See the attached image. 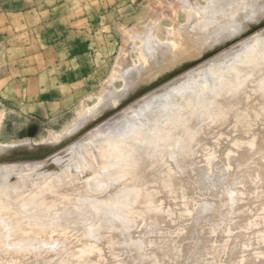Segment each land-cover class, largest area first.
I'll use <instances>...</instances> for the list:
<instances>
[{
  "label": "rangeland",
  "instance_id": "rangeland-1",
  "mask_svg": "<svg viewBox=\"0 0 264 264\" xmlns=\"http://www.w3.org/2000/svg\"><path fill=\"white\" fill-rule=\"evenodd\" d=\"M164 1L166 2L165 5H164L165 3ZM175 1H178V0H175ZM198 1L200 3L201 9H203L205 5L206 6L208 5L207 2L204 0H198ZM159 6L166 9L167 11H168V8L169 10H172V9H175L176 7V6H173L172 8L171 7L172 4H170L168 7V0H0V150L1 148L4 149L3 146H5L6 150H9V149L11 150L12 146L10 145L13 140L15 141L24 140L26 138L36 139L37 140L36 144L37 145L40 144L39 146L35 144L34 148L32 149L33 152H30L32 154L29 153L30 155L29 154L24 155V156L22 155L24 159H22L21 155H18V157H20L21 159L16 158L17 153L15 151L11 150L9 151L10 153L6 151L7 154H5L4 153L5 149L4 151L2 149L0 152L1 153L3 152L2 155L4 154L5 156L0 155L1 156L0 158H2L0 159V169H1L0 172L5 171V173H7L6 167H4L5 165L6 166L8 165V167L12 165V167L14 168L19 164L21 165L23 164L24 166L20 165L21 168L20 166L19 167L17 166L19 169L16 167L18 170L23 169L20 171L17 170V173L18 172L21 173V171L23 172L25 169L23 167L27 168V167L33 166L30 164L31 163L34 164L33 161H35L37 165L34 164V166L40 165L38 163H41V167L43 165H46V166H43V168L45 167V168L50 169L51 171L46 169L49 171V173L51 172L53 173L54 171H57V172L61 171L64 173L65 170H64L63 162L66 161L65 156L67 157L69 156L67 147L69 148L70 146L74 144L71 149L72 150L74 149L73 151L77 150L76 152L80 153V157L84 156L83 153L81 156V152H83V149H84V141L86 139L85 134L89 133L90 139L92 140L95 137V135H93L95 131L91 132L92 130H94L92 129V127L93 128H97V126L100 127L105 122H107V124L109 125L110 124L109 121L112 122L110 118H117L119 116H122L119 118H123V116L126 117L125 115H127L128 113V111L126 110H130L131 107L133 108V106L138 101L144 99L145 97H148L149 95L155 92L158 93L159 89H162L168 84L170 85L171 83L174 84V82H176L174 85H177L182 80L184 82V79H187L186 77H189L188 75H191V74L194 75L196 79L194 78V76H193L194 79H192V77L190 76L191 80H194V81L196 80L198 81V79L199 80L204 79L205 69L207 68L210 70L211 65H212V68L216 67V63L220 60V58L221 59L225 58L224 59L225 64L228 65L229 58L227 59L226 57H230L229 55H232L229 53L231 49L237 47V49L240 50L241 48L238 47L239 45H243L248 40L253 39L257 35H262V34L264 35V17H263L264 15H263L260 19L261 21L258 24L256 23L254 26H250L251 30L249 28L247 30L248 33L244 37L238 38L236 39V41L234 40L232 44H228L223 47L220 46L221 48L216 50L213 53H209L203 56L201 55V57L197 58L194 61H191L192 63H187V64L185 63L184 66L182 65L178 69L174 70V72H170V74L167 73L166 74L167 76L166 75L163 77H158L159 75L156 77L154 76V79L151 78L152 81L150 82L147 78L146 79L143 78L144 84L143 85L139 84L140 87L138 86L140 91L137 88V90H135L137 92H132L134 95H132V93L128 94L129 96L131 95L130 98L125 94L124 97L127 96L129 98V99L127 98L128 101L124 100L126 98L124 99L122 98L124 101L119 98L121 102L123 101L124 103L122 102L119 104L118 98H117L118 100L116 98H115L116 100L112 99V102L114 103L117 101L116 102L118 103L117 106L118 105L119 106L116 107V104L114 103L115 105L113 106L116 107V109L112 105L110 109L109 108L110 103L109 105L107 104L106 109L104 108L101 110L102 112H99V113H102L104 116H98L99 113H96L97 120L95 119L94 121L91 117L94 116L95 118L96 110L99 111L98 109H100L99 107L103 101L102 100L103 94H104L103 92L108 90L107 88H109L111 84H113L111 86L112 89L115 88V90H118L116 91V93L121 91L125 87L124 78L121 76H119V79H115L113 80V82H111V77L117 74V72L119 71L117 67L121 66V64L125 62H128L130 64L134 63V65L136 64L140 65V62H139L140 57H141V61H143V63L141 62L142 64H144V62L146 61V58L149 59V61L146 63L147 64L151 63V61H154L153 60V58L155 57L154 54H156L157 53L156 51H158L156 48L158 49L160 47L168 48L167 46L170 45L169 41L172 40L173 38L171 39L169 35H171V32L176 31V29L173 30L171 28L170 30L172 31L170 32V34H169V31H170L169 30L168 35H165L166 31L170 28V26L172 27V25L175 24L173 27L176 28L177 26V30H179L178 25L182 23L185 24L187 19L189 20V18L192 17V16L189 17L190 13L187 11H184L185 9L182 10V8L178 9L176 7L178 9V10L176 9L177 11L176 15L173 14L174 16L171 15L170 17L168 16L166 17L163 14L160 17L162 19L158 18L159 20H156L155 18L154 20H152V22L155 21L154 23L159 22L158 23L159 29H158V34H157L158 39H156L154 42L156 43L157 41L161 39L162 40L164 39V40H163V45L161 43L162 42L161 40L160 43L159 42L156 43V45L158 46H154L155 43L153 42V40L150 39L154 43V45L153 43H147V45H151L149 46L148 49H150L151 47H156V48H153V50L151 48L152 53L151 51L147 52L145 50H147L148 46L146 47L145 42L142 41L143 36L141 37V35H143V32L141 30V27L144 24H146L148 21H150L151 17L153 19L154 10L157 9ZM175 20L177 21L176 23H175ZM178 32L176 31V33L174 32V34L178 35ZM134 33L138 35V38L140 34L141 41H140V38L138 39L137 37H135L136 35H133ZM128 36L132 37V40L137 38V41L135 39L136 45L135 43H133L134 41L132 42L130 40V37ZM165 38L167 40H165ZM166 43H167V46H164L166 45ZM137 45H138V48L136 47ZM140 45H142L140 47L142 49L139 48ZM215 45L217 46V44ZM143 47H146V48H143ZM154 49L156 51H154ZM141 50L142 52L145 51L144 53H146L147 55L143 54V56H141L142 55L140 54ZM134 51L135 53H132ZM149 53H151V56ZM225 53L227 55L222 56ZM145 55L147 56L146 58H144ZM123 56L126 58H124ZM142 57L145 60L144 59L142 60ZM254 66L255 65H252V67H246V68L240 66L239 70L236 69L234 66H232L231 67L232 70L230 68L229 69L222 68L215 72H214L215 70L214 68L213 70L214 74L209 81L210 85L207 90L208 93L204 91L202 94L201 91H198V89L202 87L198 86V89L194 87L195 89L193 91L197 90V92L195 93L193 92V94H190L192 99L189 97V100L186 101L185 105L182 104L183 109L180 110L181 107L177 109L179 105L178 104H177L178 106L176 105L177 103V99H176L177 97H176L175 98L176 102L174 99L172 100L173 102H175V104H173L172 101H171V104L172 106L176 105L177 108H175L176 106H173V108L168 113H165V111L161 112L159 114L160 117L158 116V122H152L151 124H149L150 127H152V125L154 124L153 125L154 129L152 131L154 130L157 131V128H159V131L156 135L157 142L154 145L155 150L152 154L150 153V155H148L149 160H150L149 162L157 163L160 161L162 163V160H159L161 159L160 157H162L161 155L162 151L164 152L165 155L168 154L166 155L168 157L163 158V161L169 158L167 159L169 161V162L167 161V165L172 164L173 162L178 163L180 160L182 161V165H181V161L179 162L180 164L178 165L173 163V165L171 166L173 168V171H172L173 173L167 170V168H169L170 165L169 166L165 165L164 167H161L159 170V174H157L159 176L157 175L156 177L153 176L154 179L149 180L147 184H144L142 186L143 188L145 187L144 189L146 190L145 192H147L148 188H150L151 191L155 189L156 202L160 206V208H163L165 210L164 211L162 209L163 212L161 211L165 215V216H162L164 218L161 217L162 219L159 217H157V219L155 217H152L151 220L154 219V221H151L150 218L147 217L149 213L150 215L151 213L154 215L155 213L159 212L160 208H159V211L158 209L157 210L155 209L154 211L152 209L154 213L152 211H149V212L146 211V213L144 214L147 215L146 216L147 218L144 215L143 217H141L139 216L140 215L139 213H136L138 215V218L132 219L133 217H136L134 215H136L135 212H138V211H135L136 208H138V206L136 203L131 201L132 195H128V196L126 195L131 194L132 191L134 190L132 189V187H126L127 185L125 184L127 183L126 181H124L123 179L119 181L120 180L119 179L118 181L122 182L123 180L124 181L123 183L125 185V187H123L124 185L123 186L121 185L122 186L121 190H117L115 192L112 190L110 191L108 186H111V184L113 183V181H111L109 183H106V185L108 184V186L105 185V188L106 187L107 188L103 190V193L101 191L100 193L93 195L96 198L95 203H99V204L103 203V204H100L101 206H99V208L103 209L104 214H106L105 217H99L103 219H99L98 217H95L96 213H93V212H97L98 211L97 209H94V210L92 209V211H89V213L86 214L87 217L85 216L87 219H85L84 216L81 218L77 217L78 218L77 221L73 220L74 218L71 219L66 214V211L63 212L64 211L63 207L68 208L69 207L68 205H70L71 203H73L72 205H75L74 204L75 198H73L74 196L72 195L76 194L75 195L76 197H78L79 195L77 193V189L75 190V192L73 189L74 185L76 188V184H71L73 185L71 186L73 187L72 189L69 186L70 191L72 190L71 191L72 193L70 192L71 195L70 196L67 195V198L70 201L66 199L60 200V197H61L60 195L62 193L56 194L55 193L56 191L54 192V190L52 189V187H50V184H49V188H46L48 192H42V193H45L43 195H46V193H48L49 198L52 196L56 197L57 195L60 194L58 197H56V199L58 198V202L56 199H52L54 197L50 198L52 199L50 201V204L52 202L54 208L60 204L59 207H61V209L57 207L58 210H61L60 214L58 210L54 209L53 207L51 208L49 207L50 210L49 208L47 210L50 212L48 213V211L47 212L45 211V214L47 213L46 214L47 218L45 216L43 218V216L40 215L36 217L34 216L35 220H31L33 219L31 218L32 215H30L32 210L29 207H27L28 206V203H26L27 201L24 200V202H22L24 213L22 210V206L20 205L21 203H18V202L20 199L27 197V196H29L27 197V199H29L31 196L36 197L35 196L36 194H33L34 193L33 191L35 190L38 193H41V191L45 189V186L47 187L48 183L44 182V185L45 183L46 185L45 186L43 185L40 187L39 184L42 185L43 184L42 181H44L45 179L42 180L41 183H39L40 181L39 182L36 181L37 183H35V185L39 183L38 185H36L37 188L34 186L37 189L36 190L35 188H33L34 182L31 183V180H30L31 184H28L26 183L29 181L28 179H26V181H23L25 178H22L23 177L22 173L21 175H18L19 173L15 174L16 173L15 172L14 174L18 177V178L17 177L15 178L13 174L12 175L14 177L10 175L11 172L10 170H8L10 172L8 175L11 176L9 179L11 180H9L10 182L9 181L7 182L12 183L15 180L17 181V180H20V178H22L23 180L21 179L20 181H22V183L24 184H22L20 181H18V183L16 182L15 183L18 185L20 184L26 185V186H22V188L24 187V189L27 188L26 190L29 189V185L33 184L31 188H33L34 190L30 189L31 191L30 190L26 191L23 189L22 191H19L22 189L21 185H20V188L18 187V185L17 186L15 185L16 188H19V189L18 191H16L17 189H13L12 191L14 190L16 191V192L14 191L15 195H13L14 192L12 194V191H11V194L13 195L14 202L16 201L15 202L16 205L14 204V202H12L13 200L6 198V200L8 201V202L6 201L7 202V204H5L6 206H4V204H0V209L4 207L7 208V206H10L9 205V201H10L12 202L10 204L14 205L17 208L16 210H18L20 213L22 211V213L24 214L28 222L29 220H31L30 221L31 223H34L35 225L40 226L39 217H41L42 218L41 220L43 221V222L41 221V223L42 224L44 223V224L41 225L42 228L40 229V231L42 229H45L46 224H48L47 227L49 226V229L50 227L51 228L54 227L56 228L55 230L57 231L59 228V225L62 226L65 222L67 224H64V227L62 226L63 227L62 230L63 231L65 230V232L67 231L66 233L68 235H66V233H64L63 231L62 233L64 234H62L59 231L60 234L64 235V236H60L62 237L61 239L58 236L59 233L57 234V237H59L61 240L65 241V239H67L66 243L63 241L66 244L65 245L63 242H60L61 241L60 239L54 240L53 237H51V236H55L58 231L55 233V235L51 234L52 232L51 233L49 232L50 234V237H49V235H45V233L48 232L47 227H46V230L42 231L44 234L43 235L40 231L38 232V228L40 227L31 225L29 224L30 222L28 223V226L30 225L29 227L21 228L23 227L24 224H26L24 223V224H20V226L17 225L19 226L18 228L15 226L17 230H15V227L12 228L14 232L12 231V229H10L12 231L11 232L12 234L6 228H5L6 230L3 229L4 226H2L3 228L0 226L1 227L0 228V239H2L0 240V245L2 244L1 241L3 242V244H5V245L2 244L0 247V251H1L0 252V262L1 261L4 262L6 259L5 257H7V260L4 263L9 264L8 262H10V264H14L15 262H12V260L15 259L14 261H17L18 259V261H21L19 257L22 258L23 256V258L26 260H24L23 258L22 259L26 261V263H24V261L22 260L21 261L23 262L22 264H71L72 263L71 259H73L74 257L75 258L73 259V263L75 264H76V261H78L77 262L78 264L82 260H83L81 262L82 264H96V263L97 264H152L154 258L156 257L159 259L161 264H172V263L173 264H190L194 261V259L196 262L195 264H201V263H204V264H226V263L227 264H264V257L261 256L262 255L261 252L264 253V238L262 237L264 236V233H263L264 232V212H263L264 210V206H263L264 205V198H263L264 197V187L263 188L261 187V185L263 186L264 184V173H262L264 172V163H263L264 162L263 160L264 159V115H263L264 113V108H263L264 107V67L259 65V70H258L257 68L253 69L256 67ZM116 69H117V72H116ZM193 72L194 73L196 72V73L194 74ZM248 74L254 75V78L247 77ZM199 77H203V78L200 79ZM237 77L238 78L240 77V79H238ZM120 78H123V79H120ZM145 80H147L148 82ZM141 81L140 83L143 82ZM146 82H147V85L145 86ZM249 84L251 87L249 86ZM202 86H204V84ZM255 86H257V88ZM253 88L255 90H253ZM124 89L127 91L132 90V89H126V88ZM124 89L122 90V92H125ZM232 91L235 94H233ZM198 92H200L201 94L200 93L198 94ZM205 93H206V96H204ZM118 94H121V92ZM222 96L223 97L225 96V98H223ZM199 98H200V101H199ZM179 101L180 100H178V103L180 104ZM107 109H110V110L107 111ZM92 110L93 111L95 110L94 114L92 113L93 112ZM104 110H106L105 113L103 112ZM87 111L90 112L89 118H91V120L89 119L90 122L88 121L89 125L87 124V120H83L84 122L86 121L85 124L84 122L82 123V121L80 120V118L84 116L83 115L84 113L82 112H86L85 116H87V119H88ZM122 112H125L126 114L124 115V113ZM251 112H255V114L252 113L253 114L251 115L252 117H250ZM119 113L122 115H120ZM130 113H133V112H129L128 114ZM91 114H93V116H91ZM116 114H118L119 116ZM115 115L116 117H114ZM100 117H103V119ZM241 117H243L245 122H241V121L238 122V119L236 118H239V120H241L242 119ZM78 119L80 121H78ZM76 122L77 124L78 122H80V124L78 125L79 127H81L82 125L83 132L80 130L79 127H77L78 129H76L77 124L73 127L74 123ZM86 124H87V127L86 128L84 127L85 130H83L84 129L83 126H86ZM243 124L245 125L244 127H243ZM247 124L249 126L248 128H247ZM108 125H106L105 123L106 127L104 125L102 126L105 127L107 130L109 129L110 131L111 130L110 127L107 128ZM102 126L100 127L102 130L100 128L99 129L97 128L101 132L96 130L98 139H96L97 137L94 139L93 142L95 143L97 141H100L99 138L102 137L101 134L105 132L104 130H106V129L103 130ZM238 126L240 128L242 127L243 128L239 129ZM68 129H70V131L73 130V132L74 130H77L76 131L77 133H78V130H80L81 132L79 131V134L77 133L75 134L74 132L72 136L69 133H67V132H70V131H67ZM63 130L64 131L66 130L65 131L66 135L64 134ZM107 130L106 132L109 134V131ZM58 134L59 136L61 134H64L62 135L63 138H59V139H62V140L65 139V142H62L60 140L62 143L58 141L55 143H60V144L58 145L53 144L54 141L56 140V136L59 137ZM91 134L93 135L92 137H91ZM108 134L106 135L108 136ZM83 135H85L84 139H82ZM68 136L69 137L72 136L71 138L73 139L71 138L69 139ZM89 136L88 135L86 136L87 137L86 140L88 141H90V139L88 138ZM133 136L131 137L132 140L135 139V138L133 139ZM134 137H137V136H134ZM49 138L51 141L49 140ZM44 139L49 140L50 142L47 143V141L45 142ZM59 139L57 138V140ZM104 139L105 138L102 137L101 141H103ZM136 139H138V137ZM80 140H82L83 143H80L82 142ZM92 140L90 142H92ZM42 141L45 143L43 144ZM75 141L78 142L80 146H78V144H76L75 146V143H76ZM41 144L43 146H41ZM45 144L47 147L45 146ZM133 144H134L133 147L137 148V144L139 143L138 141L137 142L134 141ZM78 147H80V150L81 149L82 150L79 151ZM51 150L54 151L55 156L57 155V152L59 153L58 158H61V156L62 158L63 157L65 158V161L61 162V165H58L56 163L55 160L57 159H55V157H50L54 155L53 151L51 152ZM60 151H62L61 154H60ZM63 151H64V155L66 151L65 156L63 155ZM34 152L36 153L34 154ZM129 152L131 155L132 151H129ZM158 152H160V154ZM157 153H158V156L161 155L159 158L156 155ZM46 154L48 156L44 158ZM119 155L122 157H126L128 153L123 152V153H120ZM7 156H10L9 159L12 156L13 158L12 161L11 159L9 160ZM152 157H155L156 159L157 158L158 159L157 160L155 158L152 159ZM32 158H34V160ZM53 158L55 160H53ZM19 159L23 163H21ZM27 159L30 161H28ZM36 159L38 162L36 161ZM47 159L48 161L45 162V160ZM171 159L173 162H170ZM9 161L12 162L11 165H10L11 162ZM54 161H55V164L53 163ZM78 161L77 163L79 164L80 161L79 162ZM1 162H3V164ZM4 162L7 164L4 165ZM42 162H43V165H42ZM121 162H125V161L121 160ZM165 162H163V165L165 164ZM26 163L29 165H27ZM78 164L77 166L80 168V164L79 165ZM129 164H130L129 168H134V164H131V163ZM179 165H181V167ZM2 166L4 167L5 170H2L3 168ZM56 166H58L59 169ZM13 168H10L11 171L13 170ZM172 168H169L170 171ZM52 169H54V171ZM55 169H58L59 171ZM95 169H97V167ZM46 170L44 169L45 172ZM98 170H95L96 172L94 171V173L93 172L92 173L99 174L100 171ZM114 170L115 169H112V172H110L111 175L115 173L113 172ZM13 171H16V169L14 168ZM78 171H80V169L77 170V172ZM77 172L75 171V175L73 173L74 178H72L73 175L70 176L72 178L71 180L75 179V177L77 181L79 179L84 180V176L81 174L83 177L81 178L80 176L79 178L78 174L80 173L77 174ZM160 172L164 173V175L161 176L162 173L160 174ZM169 173L170 175L174 174L173 176L171 175L174 178L173 179L171 177L173 181L169 178L170 177V175H168ZM100 176H106V175L102 173V175ZM129 178L131 182L136 181V180H131L133 177L132 178L129 177ZM76 179H75V183H77ZM126 179L129 184L130 182L127 177L125 178V180ZM167 179L170 185H174L171 188L176 187V189L179 190L178 194H176L178 191L176 192L175 189H172L176 192L175 193L173 191L176 195L170 194L171 197H169L168 195L169 192L168 190H166V184H165ZM83 180L82 182H84ZM153 180L154 182H152ZM174 181H179L181 182V184L184 182V184L180 185L179 182H176L175 184ZM256 181L257 182L259 181L258 182L259 184H257ZM171 182H174V183H171ZM176 185L177 186L180 185L181 187L184 186L182 188L183 190L179 189L181 187L180 186L177 187ZM38 186H39V189L41 190L40 192H39ZM64 186L65 188H63ZM142 187L141 189L143 190ZM245 187H246V190H245ZM50 188L52 190V193L54 192L56 195H53L51 193V191L49 190ZM62 188L67 190L66 188H68V185L67 186L63 185ZM46 189L44 191H46ZM86 189L87 188L85 187L84 190ZM150 189L148 191H150ZM140 190H136V192L138 191L140 193ZM142 190H141V193L144 194ZM23 191H26L28 194L26 195V192H23ZM78 191L79 193H81V190H78ZM18 192L21 194H19ZM29 192L32 195L31 194L29 195ZM49 192L51 194H49ZM159 192L160 194H162L161 196H159ZM230 192L232 193L234 192L233 193V196L235 197V202L233 203L234 205L233 204L230 205L228 203V201L230 202V196L232 195ZM261 192L263 194L262 196L259 195V193L261 194ZM38 193L37 195H39ZM86 193H88L89 195H92L90 191L86 190ZM124 193H127V194H124ZM147 193H151V192H147ZM64 194L65 193H63L62 195ZM98 194H100L101 196ZM20 195H22L23 197L21 196L20 198L19 197ZM14 196H17L19 200H17L18 198L17 199L14 198ZM71 196H72V199H71ZM9 197L10 195H8V198ZM260 197L262 198L260 199ZM10 198H12V196ZM98 198H101L102 200L101 199L99 200ZM160 198H161V202L159 201ZM182 199L184 202L181 201ZM53 200L55 201L54 203L57 202L58 204L57 206L56 204L54 206ZM24 204H27V206ZM134 204L137 207L135 206L132 207V205ZM61 205H64V206H61ZM178 205L180 206L178 207ZM217 205L218 207H216ZM212 206L214 207L212 208ZM230 206L232 207V209L229 208ZM20 207H21V210H20ZM26 207H27L28 214L26 213L27 212ZM128 207L130 211H128ZM54 210L61 217L56 215L57 217L54 216V217H51L50 219L52 220L54 218L53 221L55 220L56 222L48 221L49 219L48 215L50 214L51 216L52 215L51 213L55 212ZM61 212L65 214V216L63 215L64 217L68 216L65 218V221L64 220L62 221L63 216L61 215ZM162 213L161 215H163ZM158 214L159 213H157V216ZM28 215H30L31 217ZM37 217L38 219H36ZM139 217L141 218L145 217V218L144 220L141 219L140 221ZM55 218L60 219V220H58L57 222V219ZM243 218L245 220H243ZM44 219H46L45 221L50 222L52 224L50 225V223L44 222ZM90 219L91 220L93 219L92 221L96 222V224L99 223L97 222L99 220H103V221H101L100 224L96 225V224H93L94 222H92ZM96 219H99V220L96 221ZM262 219H263V222H262ZM36 220H39V223ZM85 220H88V222ZM89 221L91 223H89ZM61 222L63 224H61ZM77 222H80V223L77 224ZM69 223H72L73 225L72 224L70 225ZM86 223L90 225L86 226ZM131 223H135V224H131ZM149 223L151 224L149 225ZM57 225H58V228L55 227ZM127 225H130L131 227ZM33 226H34V230L31 229L33 228ZM73 226L74 227L79 226V228L77 227L78 228L77 230L80 232L81 235H79L78 231L77 232L74 231L76 230V228H74V230L72 231L70 230V227L73 228ZM149 226L151 227L149 228ZM213 226L215 228H212ZM26 228L27 229L30 228L32 230V231L28 230L30 234H28L29 232L27 231ZM67 228L68 230H66ZM80 228L82 229L83 233H85L84 231H86L90 236V238L89 236H86L87 238L86 240H84L85 243L87 241L89 242V239L91 241L94 240V242L92 241L91 243L93 244V247H92L93 249L95 248L94 243L96 241L97 243L95 244L98 245L100 243L101 245H103V246L98 245V247L96 246V248L94 249L95 251L98 248L101 251L103 249L102 254H100L101 252L99 253L98 251H96L99 254L98 255L94 251L93 253H90V255H89V252H86L87 254L82 252V254L80 255V253L75 251V250H79L80 252V250L83 248L85 250L86 248L87 250H89V247L92 246V245L89 246L90 243L84 244L85 245L84 247L82 246L83 244L82 245L80 244L84 242L80 240L81 238H84V234H82V232L80 231L81 230ZM1 229L5 231L1 232L2 231ZM19 229H22V231L24 229V233L28 232L27 236ZM35 229L37 230L38 233L35 231ZM59 229L61 230V228ZM53 230L50 229L49 231H53ZM15 231H17L16 234H18V236H22L21 238L26 237V240H24V238L21 239L22 241L23 240L24 241L23 242L21 241L23 244H21V246L19 247L18 245H20L21 243L19 241L20 238L18 236L16 237L12 236L15 234ZM19 231L22 232L21 233L22 235L21 234L19 235ZM4 232H7V233L1 235ZM32 232L40 236L37 237L36 235L32 234ZM100 232H102L103 235L100 234ZM10 234L12 238L14 237L16 238V240L19 238V240L17 241L15 240L16 242L13 241L14 238L11 240L9 238ZM41 234L42 236H45L46 240L42 239L44 237L39 238L41 237ZM98 234L100 235L98 236ZM4 235L8 237L6 238ZM96 236H98L99 238H97ZM64 237H67V238L64 239ZM228 237L230 239H227ZM257 237H260V238H257ZM261 237L263 240L261 239ZM50 238H51V241H50ZM8 239L11 242L13 241L12 242L13 245L14 244L16 245L17 243L18 245L16 246L18 248L16 246L13 248H9V246H13V245H10L11 242ZM151 239H153L154 242L151 241ZM175 240L178 241L179 244L176 243ZM247 240L249 242H247ZM4 241H7V244L10 242L9 245H6V242ZM124 241H126L127 243ZM196 241L198 242V244ZM259 241L261 242L263 241V242L261 243ZM165 242H166V245H169L166 248L167 251L166 250L164 252L160 251L159 252L160 254L153 253L156 251V249H154L153 246L154 247L156 246L158 249L159 245L165 244ZM129 243H130V246H129ZM151 243H154L155 245ZM219 243L220 244L222 243V244L220 245ZM77 244L78 245L80 244L82 248L80 246H79L80 249L76 248L78 246ZM151 245L152 247H150ZM216 245H218V247ZM259 245H262V247ZM170 246L172 248L175 246L174 250H172L173 251L172 256H166L167 252L171 251ZM140 248L142 250H140ZM56 251L57 253H55ZM218 251L220 253H218ZM38 252L39 254L41 253L42 256H40ZM19 253L20 254L23 253L22 256H18ZM26 253L30 254V257H29L31 258L30 260L29 259L27 260L28 258L27 256H29L28 254L24 255ZM31 253L34 256L38 254L40 256V259L38 260L39 256L37 255L36 257L37 259L34 257L35 261H32L33 255H31ZM154 254L156 256H154ZM78 255H79V258H78ZM9 256L10 257L17 256L18 258L12 257L11 259ZM81 256H85V257H82L81 259ZM192 256L194 257V259L192 258ZM260 256L262 257V259L260 258ZM197 257L198 259L199 258L200 259L198 260ZM9 258H10V261L8 260ZM227 258L229 259V261ZM17 263H20V262H16L15 264Z\"/></svg>",
  "mask_w": 264,
  "mask_h": 264
},
{
  "label": "bare ground",
  "instance_id": "bare-ground-1",
  "mask_svg": "<svg viewBox=\"0 0 264 264\" xmlns=\"http://www.w3.org/2000/svg\"><path fill=\"white\" fill-rule=\"evenodd\" d=\"M204 1H206L207 2V6L205 7L204 5V7H203V9H201V6H200V3H199V1L198 0H178V1H175V0H168V7H169V5L170 4H172V8H173V6H176L178 9H181L182 8V10L183 9H185L184 11H187V12H189L190 13V16L189 17H191V18H189V20L187 19V21L189 22H187L186 21V23L185 24H177L178 25V28H179V30H177V26H176V28L175 27H173L175 24H173L172 25V27L170 26V28L166 31V29H165V31H166V34L165 35H168V31L172 28L173 30H175L176 29V31L178 32V35L176 36L175 34H174V32L176 33V31H174V32H171L172 30H170L169 31V34H170V32H171V35H169L170 36V38L172 39V40H170L169 42H170V45L169 46H167V43H166V45H164V46H167L168 48H165V47H160L159 49L158 48H156V47H151L152 48V50H153V48H156L158 51H156L155 49H154V51H156L157 53L156 54H154V58H153V60L154 61H151V63H149V64H147L146 62H148L149 61V59L148 58H146L147 56V54L146 53H144L145 51H147V52H150L151 51V48L150 49H148L149 48V46H151V45H147V43H153L156 39H158V29H159V25H158V23L159 22H156V23H154L155 21H153L152 22V20H154L155 18H156V20H159V19H162V18H160L161 17V15H165L166 17L168 16V17H170L171 15H176V7H175V9H172L171 7V9L172 10H169V8H168V11L166 10V9H164V8H162V7H158L157 9H155L154 10V17H153V19H152V17H151V20L150 21H148L146 24H144L142 27H141V30H142V32H143V35H141V37H142V41H144L145 42V46L147 47V50H145L144 52H142V50H141V52H140V54H142L141 56H143V54H146L145 56H144V58H146V61L144 62V64H142L143 63V61H141V57L139 58V62H140V65H134V63H133V61H132V63L133 64H130V63H128V62H125V63H122L121 64V66H118L117 67V69H119V71L117 72V69H116V72H117V74H115V75H113L112 77H111V82H113V80H115V79H119V76H121V77H123L124 78V81H125V83H124V85H125V87L124 88H126V89H132V90H125L124 88V91L126 92H122V90L121 91H119V92H117L116 93V91H118V90H115V88L114 89H112V85L113 84H111L110 85V87L109 88H107L108 90H106L105 92H103L104 94H103V101H102V103H101V105H103V106H101L100 105V109H98L99 111H97L96 110V112H95V118H94V116H93V114H94V111L92 112L93 114H91V116H93V117H91L94 121H95V119L97 118L96 116H97V114L96 113H99V112H102L101 110L102 109H106V106H107V104L109 105V103H110V109H111V105L113 106V105H115L116 104V107H118L117 106V104L119 103H122L124 100H126V101H128L127 100V98L129 97L130 98V96L128 95V94H131L132 92H137V91H135V90H137V88H138V86L140 87V85L142 84H144V79L143 78H147L148 80H149V82L150 81H152L151 80V78L152 79H154V76L156 77V76H158V77H163V76H165L167 73L168 74H170V72H174V70H176V69H178L179 67H181L182 65L184 66V64L186 63H192L191 61H194V60H196L197 58H199V57H201V55L203 56V55H207V54H209V53H213V52H215L216 50H218V49H220L221 47H223V46H226V45H228V44H232L233 42H234V40L236 41V39H238V38H241V37H244L247 33H248V29L250 28V30H251V27L250 26H254L256 23L258 24L261 20V17L264 15V0H204ZM165 2V1H164ZM171 2V3H170ZM170 3V4H169ZM166 4V2L164 3V5ZM177 9V10H178ZM183 11V12H184ZM186 12V13H187ZM188 14V13H187ZM173 15V16H174ZM177 15H178V13H177ZM188 16V15H187ZM176 17V16H175ZM264 17V16H263ZM159 18V19H158ZM163 18H165V17H163ZM187 18V17H186ZM174 19V18H173ZM176 19V18H175ZM177 19H178V17H177ZM191 20V21H190ZM263 20V19H262ZM177 21L175 20V23H176ZM181 22V21H180ZM256 27V26H255ZM133 35H136L135 33L133 34ZM132 36V35H131ZM128 37H130V36H128ZM133 37V36H132ZM132 37H130V40L133 42V43H135V39H136V41H137V38H138V35H136L135 37H137V38H135L134 40H132ZM134 38V37H133ZM139 38H140V34H139ZM138 38V39H139ZM129 39V38H128ZM153 40V42L151 41V40ZM151 42H150V41ZM162 40V39H161ZM161 40H159V41H157V42H161ZM164 40V39H163ZM163 40H162V45H163ZM165 40H167L166 38H165ZM140 41H141V38H140ZM149 41V42H148ZM156 42V43H157ZM166 42H168V41H166ZM142 43V42H141ZM155 43V42H154ZM154 43H153V45H154ZM156 43H155V45L154 46H158V45H156ZM215 44H217V46L215 45ZM219 44V45H218ZM135 45H136V43H135ZM134 45V46H135ZM143 45H144V43H143ZM152 45V46H153ZM236 45V44H235ZM142 45H140L139 46V48L141 47ZM221 46V47H220ZM137 48H138V45L136 46ZM146 47H143V48H146ZM216 47V48H215ZM238 47H240L241 49L240 50H238L237 49V47H235V48H233V49H231L230 51H229V53L230 54H232V55H229L230 57H226L227 59L229 58V60H228V65L227 64H225V58L224 59H221L220 58V60L216 63V67H214L215 68V70H214V68H212V65H211V68H210V66H209V68H210V70L209 69H205V74H204V79H201V78H203V77H199L201 80H199L198 79V81L196 80V81H194V80H191V78H190V76L192 77V79H196V77L194 76V75H192L191 73V75H188L189 77H186L187 79H184V82H183V80L181 81V82H177L178 84L177 85H174L176 82H174V84H168L167 86H165V87H163L162 89H159L158 90V93L157 92H155V93H153V94H151V95H149L148 97H145L144 99H142V100H140V101H138L134 106H133V108H132V110H131V108H130V110H126V111H128V113L129 112H133V113H130V114H128L127 113V115H125L126 113V111L125 112H122V113H124V115L126 116V117H124L123 116V118H119V117H122V116H119L118 114H116V115H118L119 117H117V118H110L111 120H112V122L111 121H109L110 122V126L107 124V122H105L106 123V125H108L107 126V128H109L110 127V131H109V129L107 130L105 127V123L104 124H102V125H104L105 127H103L102 125V127H103V130L104 129H106L107 131H109V134L106 132V130H104L103 132L104 133H106V134H108V136L106 135V134H104V133H102V134H104V135H102L101 134V136L103 137V138H105L103 141H101V138H99V140L100 141H97L96 143L95 142H93L94 141V139L96 138V139H98V135H97V131H100V130H98L100 127H98L97 126V128H93L92 127V129H94V130H92L91 132H94V134L93 135H95V137H94V139L92 140V139H90V134L88 133V134H85L86 136L88 135L89 137V139H90V141L92 140V142H90V141H88V140H86L87 139V137L85 136V135H83V138L82 139H84V136H85V141H84V149H83V152H81V156H82V153L84 154V156H82V157H80V153L79 152H76L77 150H75V151H73L71 148L73 147V145L72 146H70L69 148L67 147V149H65V150H67L68 151V157L67 156H65L66 155V151H65V155H64V151H63V155L65 156V158H66V161H65V158L63 159L62 158V156H61V158H58V152H57V155L55 156V154H54V151L53 150H51V152L53 151V156H50V157H55V159H57V160H55L54 158H53V160H55L56 161V163L58 164V165H61V162H63V161H65V162H63L64 163V170H65V172L64 173H66V174H64L63 172H57V171H54V169H52L54 172L52 173H49V171H51L50 169H48V168H43V166H46V165H43V162H42V167H41V163H38V164H40V165H38V166H34V164L35 165H37V163L35 162V161H33V163L34 164H30V165H33V166H30V167H23V168H25L24 169V171L22 172L21 171V173H22V175H23V177L22 178H25L24 180L22 179V178H20V176H19V178H20V180L22 179L23 181H26V179H28L27 181L28 182H26V183H28V184H31V183H33L34 182V185H33V188H37V186L36 185H38L39 183H41V181L42 180H44V181H42V185H40L39 184V186L41 187V186H43L44 185V182H47L48 183V185H47V187L45 186L46 185V183H45V189L46 188H49V184H50V187H52V189L54 190V192L56 193V194H58V193H65L64 195H60L61 197H60V200L61 199H63V200H69L68 198H67V195H71L70 194V192L72 191H70V187L71 186H73V185H71V184H76V188H75V185L73 186V187H71V189L73 188L74 189V192H75V190L77 189V193L79 194H77L78 195V197H76L74 194L72 195V196H74L73 198H75V201H74V204L75 205H72L73 203H71L70 205H68L69 207L68 208H64L63 207V209H64V211L63 212H65L66 211V214L72 219V218H74L73 220H75V221H77L78 220V218L77 217H85L86 216V214L87 213H89V211H92V209L94 210V209H97L98 211L97 212H93V213H96L95 215V217H105L106 216V214H104V212H103V209H101V208H99V206H101L100 204H103V203H95V201H96V198L93 196V195H96L97 193H100L101 191H102V193H103V190L104 189H106L105 188V185H106V183H109V182H111V181H113V185L111 184V186H108V184L106 185V186H108L109 187V189H110V191L112 190V191H117V190H121V188H122V186L124 185V181H126L127 183H125V184H127V185H129V186H127L126 185V187H132V189L134 190V191H132V193L131 194H127V193H129V192H127V193H124V194H127L126 196H128V195H132V202H134V203H136L137 204V206H138V208H136V210L135 211H138V212H135V214L136 213H139L140 215L139 216H141V217H143V215L146 217L147 215H145L144 213H146V211H152V209H153V211L156 209H158V211H159V208H160V206L157 204V202H156V192H155V189L154 190H152V191H154V192H152L151 191V189L150 188H148V190L150 189V191H148L147 190V192H151V193H147V192H145L146 190H144L145 189V187L143 188L142 186L144 185V184H147L148 183V181L149 180H151V179H154L153 178V176L154 177H156V175L157 174H159V170H160V168L161 167H164L165 165H167V159H169V158H167V159H165V161H163V158L165 157H168V156H166V155H168V154H164V152L162 153L161 152V155H162V157H160L161 155H159L158 156V153L160 154V152H158L156 155H157V157L159 158H161V159H159V160H162V163L159 161V162H157V163H154V162H149L150 160H149V157H148V155H150V153L152 154L153 152H154V145L156 144V138H157V133H158V131H159V128H157V131H152L154 128H153V125H152V127H150L149 126V124H151L152 122H158V116H159V114L161 113V112H164L165 111V113H168L172 108H173V106H176L177 104L179 105H177L178 106V108H177V106L175 107V108H177V109H179V107H181L180 108V110L181 109H183V105H185V103H186V101H188L189 100V97L191 98V95L190 94H193V92L195 93V92H197V90H195V91H193L195 88L196 89H198V86H200V87H202V88H200V89H202V90H200V89H198V91H201V93L203 94V92L205 91V92H207V90H208V88H209V81H210V79H211V77L213 76V74H214V72L215 71H217V70H220V69H222V68H230L231 69V67L232 66H234L236 69H240V66H242V67H244V68H246V67H252V65H255L254 67L255 68H253V69H258L259 70V65H261V66H263L264 67V35L262 34V35H257L256 37H254L253 39H251V40H248L246 43H244L243 45H239ZM132 48V47H131ZM134 48V47H133ZM140 49H142V48H140ZM139 49V50H140ZM149 50V51H148ZM153 51V52H154ZM137 52V51H136ZM138 52V53H139ZM126 53V52H125ZM132 53H135V51L134 52H132ZM151 53H152V51H151ZM151 53H149L150 54V56H151ZM127 55V54H126ZM224 55H227L226 53L225 54H223L222 56H224ZM153 56V55H152ZM124 57V56H123ZM124 58H126V57H124ZM132 58V57H131ZM143 57H142V60L144 59ZM151 58V57H150ZM223 58V57H222ZM127 60V59H126ZM132 60V59H131ZM145 60V59H144ZM260 61V62H259ZM263 61V62H262ZM142 62V63H141ZM146 63V64H145ZM260 63H262V64H260ZM189 66V65H188ZM241 67V68H242ZM213 70H214V72H213ZM232 70V69H231ZM115 72V73H116ZM121 72V73H120ZM198 72V71H197ZM222 72V71H221ZM225 72H226V70H225ZM233 72V71H232ZM236 72V71H235ZM194 73V72H193ZM196 73V72H195ZM194 73V74H195ZM221 74V73H220ZM260 74H262V73H260ZM167 76V75H166ZM193 76H194V78H193ZM222 77V76H221ZM241 77V76H240ZM240 77L238 78V79H240ZM247 77H252V78H254V75H249L248 74V76ZM123 78H120V79H123ZM150 78V79H149ZM231 78V77H230ZM242 78V77H241ZM244 78V77H243ZM245 79V78H244ZM143 82H142V81ZM157 80V79H156ZM223 80V79H222ZM257 80V79H256ZM140 81L142 82V83H140ZM145 81H147V80H145ZM216 81V80H215ZM230 81V80H229ZM255 81V80H254ZM115 82V81H114ZM148 82V81H147ZM147 82L145 83V86L147 85ZM211 82H212V80H211ZM224 82V81H223ZM222 82V83H223ZM251 82H252V80H251ZM251 82H250V84H251ZM154 83V82H153ZM221 83V84H222ZM140 84V85H139ZM204 84V86H202ZM233 84V83H232ZM250 84H249V86H250ZM245 85H246V83H245ZM151 86V85H150ZM254 86V85H253ZM144 87V86H143ZM195 87V88H194ZM251 87V86H250ZM256 88H257V86H255ZM254 87V88H255ZM146 88V87H145ZM253 88V90H255ZM134 90V91H133ZM138 90H139V88H138ZM140 91V90H139ZM192 91V92H191ZM233 91H234V89H233ZM232 91V92H233ZM121 92V94H118V93H120ZM128 92V93H127ZM212 92V91H211ZM223 92V91H222ZM221 92V93H222ZM200 92H198V94H199ZM200 93V94H201ZM208 93V92H207ZM219 93V92H218ZM257 93V92H256ZM262 93V92H261ZM127 95V96H125L124 97V95ZM197 94V93H196ZM233 94H235L234 92H233ZM253 94H254V92H253ZM263 94V93H262ZM132 95H134L133 93H132ZM195 95V94H194ZM194 95H193V97H194ZM218 95V94H217ZM196 96V95H195ZM201 96V95H200ZM204 96H206V93L204 94ZM203 96V97H204ZM227 96V95H226ZM177 97V98H176ZM197 97V96H196ZM202 97V98H203ZM223 97V96H222ZM121 99V100H123L124 98H126V99H124L122 102H121V100L119 99H117L118 100V103H116V102H112V99L114 100V99ZM123 98V99H122ZM128 98V99H129ZM175 98L177 99V103H176V105H173L172 106V104H171V101L174 99L175 100ZM201 98V97H200ZM200 98H199V101H200ZM223 98H225V96L223 97ZM115 99V100H116ZM192 99V98H191ZM217 99H219V98H217ZM178 100H180L179 102H180V104L178 103ZM195 100H197V99H195ZM262 100V99H261ZM120 101V102H119ZM198 101V102H199ZM204 101V100H203ZM217 101V100H216ZM99 102V101H98ZM175 102H176V100H175ZM175 102H173L172 101V103L173 104H175ZM197 102V101H196ZM195 102V103H196ZM111 103H113V104H111ZM124 103V102H123ZM99 104V103H98ZM127 104V103H126ZM183 104V105H182ZM97 105V104H96ZM95 105V106H96ZM104 105H105V107H104ZM122 105V104H121ZM182 105V106H181ZM198 105V104H197ZM212 105V104H211ZM114 107V106H113ZM116 107H114L115 109H116ZM185 107V106H184ZM213 107H214V105H213ZM121 108V107H120ZM264 108V107H263ZM88 109V108H87ZM110 109H107V111H109ZM114 109V110H115ZM261 110H263V109H261ZM260 110V111H261ZM84 111V110H83ZM86 111V110H85ZM105 111L106 110H104L103 112L105 113ZM167 111V112H166ZM257 111V110H256ZM173 112V111H172ZM82 113H84L83 115V117H81L82 116V114H81V118H80V120L82 121V123L84 122L83 120H87V124H88V121H89V119L91 120V118H89L90 116V112L89 111H87V115H88V119H87V116H85V113L86 112H82ZM185 113V112H184ZM255 114V112H251V114H250V117H252L251 115H253V114ZM258 113H259V111H258ZM101 114V115H100ZM120 114V113H119ZM174 114V113H173ZM262 114V113H261ZM106 115V114H105ZM116 115L114 116V117H116ZM120 115H122V114H120ZM259 115V114H258ZM263 115H264V113H263ZM98 116H104L102 113H99L98 114ZM164 116V115H163ZM255 116V115H254ZM253 116V117H254ZM260 116V115H259ZM160 117V116H159ZM162 117V116H161ZM182 117V116H181ZM237 117V116H236ZM263 117V116H262ZM100 118H102L103 119V117H100ZM164 118V117H163ZM242 119H243V117H241ZM240 118V119H241ZM236 119H238V122H245L244 121V119H243V121H242V119L241 120H239V118H236ZM79 119H78V121H80ZM97 120V119H96ZM108 120V119H107ZM107 120H105V121H107ZM168 120V119H167ZM245 120H246V118H245ZM94 121H93V123H94ZM165 121V120H164ZM163 121V122H164ZM86 122V121H85ZM85 122H84V124H85ZM90 122V121H89ZM102 122H104V121H102ZM108 122V123H109ZM166 122V121H165ZM247 122V121H246ZM81 123V124H82ZM101 123V122H100ZM99 123V124H100ZM162 123V122H161ZM77 124V122L76 123H74V125H73V127L75 126ZM78 124H80V122H78ZM76 125V129H78L77 127H79V125ZM87 124H86V126H83V128L85 127H87ZM166 124V123H165ZM169 124V123H168ZM89 125V124H88ZM91 125V124H90ZM171 125V124H170ZM163 126V125H162ZM240 126H242V125H240ZM245 125L243 124V127H244ZM90 127V126H89ZM237 127V126H236ZM242 127V128H243ZM249 126H248V124H247V128H248ZM251 127V126H250ZM80 128V130L82 131V125H81V127H79ZM85 128L83 129V130H85ZM238 128L239 129H242V128H240L239 126H238ZM255 128V127H254ZM72 129V128H71ZM101 129V128H100ZM80 130H78V133L76 132L77 130H74V132H75V134L77 133V134H79V131ZM91 130V129H90ZM97 130V131H96ZM102 130V129H101ZM64 131V130H63ZM66 131V130H65ZM65 131H64V134H65ZM67 131H70V129H68ZM72 132H73V130H71ZM70 131V132H71ZM80 131V132H81ZM257 131V130H256ZM70 132H67V133H69L70 135H72L73 136V134H74V132L71 134ZM83 132V131H82ZM101 132V131H100ZM52 133V132H51ZM62 133V132H61ZM85 133V132H84ZM99 133V132H98ZM54 134V133H53ZM64 134H61L60 136H59V134H58V136L59 137H57L56 136V140L54 141V143L53 142H51V143H53V144H60V143H55V142H58V141H62V142H65V139H59V138H63L62 137V135H64ZM81 134V133H80ZM161 134V133H160ZM56 135V134H55ZM66 135V134H65ZM92 134H91V137L93 136ZM97 135V136H96ZM100 135V134H99ZM137 136L138 137V139H136L137 137H134V136ZM49 136V135H48ZM52 136V135H51ZM72 136H68L69 137V139L72 137ZM78 136V135H77ZM105 136H107V137H105ZM133 136V139L134 140H132V137ZM162 136V135H161ZM50 137V136H49ZM53 137V136H52ZM81 137V136H80ZM55 138V137H54ZM57 138L59 139V140H57ZM76 138V137H75ZM227 138V137H226ZM47 139H48V137H47ZM67 139V138H66ZM71 139H73V138H71ZM81 139V138H80ZM45 140V139H44ZM49 140H50V138H49ZM49 140H45V142L47 141V143H49L50 141ZM53 140V139H52ZM75 140V139H74ZM78 140V139H77ZM211 140V139H210ZM60 141V142H61ZM80 141H82V140H80ZM134 141H138V143L139 144H137V148H135V147H133V143H134ZM43 142V141H42ZM45 142H43V144L45 143ZM61 142V143H62ZM69 142V141H68ZM67 142V143H68ZM71 142V141H70ZM74 142V141H73ZM76 142V141H75ZM37 143V140L36 139H33V138H26V139H24V140H17V141H15V140H13L12 142H11V145L10 146H12L11 147V150L12 151H15L16 153H17V157L16 158H20V157H18V155H21V157H22V155L24 156V155H28L30 152H33L32 151V149L34 148V146H35V144ZM50 143V144H51ZM80 143H83V141L82 142H80ZM256 143V142H255ZM52 144V145H53ZM76 144H78V142H76L75 143V146H76ZM37 145V144H36ZM40 144H38L37 146H39ZM51 145V146H52ZM113 145V146H112ZM177 145H179V144H177ZM2 146V145H1ZM8 146V145H7ZM41 146H43L42 144H41ZM45 146H46V144H45ZM48 146H49V144H48ZM55 146V145H54ZM53 146V147H54ZM78 146H80L79 144H78ZM4 147V149H5V151H4V149L3 148H1V150L3 149V151H4V153L5 154H7V152L6 151H11L9 148H7V149H9V150H6V148H5V146H3ZM47 147V146H46ZM61 147V146H60ZM204 147V146H203ZM246 147V146H245ZM244 147V148H245ZM58 148V147H57ZM79 148V151H81L80 150V147H78ZM77 148V149H78ZM82 148H83V146H82ZM109 148H111V149H109ZM113 148V149H112ZM205 148V147H204ZM250 148V147H249ZM55 149V148H54ZM120 149V150H119ZM0 150V151H1ZM57 150V149H56ZM72 150V151H71ZM248 150V149H247ZM252 150V149H251ZM118 151V152H117ZM125 152V153H128V155L126 156V157H122V156H120L119 154L120 153H123V152ZM129 151H132L131 153V155H130V152ZM37 152V151H36ZM36 152H34V154L36 153ZM44 152H45V150H44ZM43 152V153H44ZM49 152V151H48ZM61 152L62 151H60V154H61ZM120 152V153H119ZM206 152V151H205ZM1 153V152H0ZM3 153V152H2ZM2 153L0 154L1 156H3L2 155ZM10 153V152H9ZM8 153V154H9ZM192 153V152H191ZM238 153V152H237ZM30 154H32V153H30ZM29 154V155H30ZM40 154H42V153H40ZM48 155H49V153H48ZM47 154L44 156V158H46V156H48ZM51 155V154H50ZM123 155V154H122ZM164 155V156H163ZM194 155V154H193ZM251 155V154H250ZM0 156V157H1ZM5 156V155H4ZM14 156V155H13ZM174 156V155H173ZM8 157V159H9V157L10 156H7ZM31 157H33V156H31ZM38 157V156H37ZM57 157V158H56ZM60 157V156H59ZM84 157H85V159H84ZM151 157V156H150ZM242 157V156H241ZM15 158V157H14ZM27 158H29V157H27ZM35 158V157H34ZM34 158H32L33 160H34ZM68 158V159H67ZM81 158H82V160H81ZM153 158H155V157H152V159ZM157 158V159H158ZM251 158V157H250ZM0 159H2V158H0ZM6 159V158H5ZM4 159V160H5ZM7 159V160H8ZM11 161H12V156H11ZM9 159V160H10ZM21 159V158H20ZM19 159V160H20ZM22 159H24L23 157H22ZM50 159V158H49ZM63 159V160H62ZM119 159V160H118ZM151 159V158H150ZM156 159V158H155ZM156 159V160H157ZM3 160V161H4ZM15 160V159H14ZM28 160V159H27ZM41 160V159H40ZM52 160V159H51ZM80 161V168L77 166V161ZM121 160H124L125 162H121ZM264 160V159H263ZM6 161V160H5ZM11 161H9V162H11ZM18 161V160H17ZM21 161V160H20ZM28 161H30V160H28ZM36 161H37V159H36ZM42 161V160H41ZM40 161V162H41ZM46 161H48V159L47 160H45V162ZM55 161L53 162L54 164H55ZM78 161V162H79ZM119 161V162H118ZM181 161V160H180ZM179 161V162H180ZM184 161V160H183ZM7 162V161H6ZM9 162H8V164H9ZM13 162H15V161H13ZM38 162V161H37ZM163 162H165V164L163 165ZM169 162V161H168ZM170 162H173L172 161V159H171V161ZM175 163V162H173L174 164H180V163ZM189 162V161H188ZM206 162V161H205ZM2 164H3V162H1ZM21 163H23L22 161H21ZM29 163V162H28ZM62 163V164H63ZM129 163H131V164H134V168H129V166H130V164ZM173 163L172 164H168L167 166H169V168H172L171 166L173 165ZM249 163V162H248ZM264 163V162H263ZM5 164H7V163H5L4 162V165ZM12 164V162L10 163V165ZM15 164H17V163H15ZM19 164V163H18ZM27 164V163H26ZM49 164H51V163H49ZM78 164V165H79ZM93 164V165H92ZM21 164H19V165H17L18 167L20 166ZM23 165V164H22ZM21 165V166H22ZM27 165H29V164H27ZM48 165V164H47ZM163 165V166H162ZM176 165V166H177ZM181 165H182V161H181ZM181 165H179L180 167H181ZM229 165V164H228ZM258 165V164H257ZM14 166H16V165H14ZM16 166V167H17ZM21 166H20V168H21ZM24 166V165H23ZM40 166V167H39ZM51 166V165H50ZM54 166V165H53ZM92 166H94L95 168L97 167V169H95L94 167H92ZM203 166V165H202ZM206 166V165H205ZM3 167V166H2ZM4 167H6V170H7V173H5V171L3 172V171H1L0 172V204H4V206H6L5 204H7V200H6V198L7 199H11V200H13L12 202H14V199H13V195H15V192L16 191H18V189L20 188V185H21V188H22V186H26V185H22V184H24V183H22V181H20V180H15L14 182H12V183H9L10 181L9 180H11V179H9L11 176H9L8 174L11 172V174L10 175H14L15 176V178L17 177L15 174H18L17 173V170L19 169L18 167V169L16 168V167H14L15 169H16V171H13L14 170V168L12 167V165L11 166H9L10 168H13V170L11 171V169L8 167V165L6 166H4ZM4 167L2 168V170H5L4 169ZM9 169H8V168ZM55 167V166H54ZM56 167H58V166H56ZM61 167V166H60ZM178 167V166H177ZM232 167V166H231ZM63 168V167H62ZM78 168V169H77ZM169 168H167V170H169V172H172L173 171V168L171 169V171H170V169ZM179 168V167H178ZM44 169L46 170V169H48V170H46V172L44 171ZM58 169H59V167H58ZM58 169H55V170H58ZM61 169V168H60ZM79 170L80 169V171H78L77 172V170ZM98 170V171H100L101 172V174H100V172H99V174L98 173H95V174H93L94 173V171L95 170ZM112 169H115L113 172H115L114 174H110V172H112ZM163 169V168H162ZM260 169V168H259ZM1 170V169H0ZM8 170H10V172L8 171ZM20 170H23V169H20ZM20 170H18V171H20ZM62 170V169H61ZM94 170V171H93ZM182 170V169H181ZM59 171V170H58ZM75 171L77 172V174L78 173H80V174H78L79 175V178H80V176H81V178L84 176V182H82V180H80L79 178V180L81 181H77V179H76V177H75V179H76V182L77 183H75V179H73V180H71L72 178H74V175H75ZM97 171V172H98ZM252 171V170H251ZM13 172V173H12ZM16 172V173H15ZM93 172V173H92ZM96 172V171H95ZM162 172H164V171H162ZM162 172H160V174L162 173ZM15 173V174H14ZM21 173H19L18 175H21ZM63 173V174H62ZM73 173H74V175H73ZM102 173L103 174H105L106 176H100V175H102ZM145 173V174H144ZM166 173V172H165ZM173 173V172H172ZM176 173V172H175ZM262 173H264V172H262ZM83 176H82V175ZM145 176H144V175ZM177 174V173H176ZM254 174V173H253ZM260 174V173H259ZM12 175V176H13ZM69 175V176H68ZM71 175H73L72 176V178L70 177ZM146 175H148V176H146ZM162 175H164V173H162L161 174V176ZM168 175H170V173L168 174ZM172 175V174H171ZM170 175V179H171V177L174 175H172L171 176ZM13 176V177H14ZM77 176V175H76ZM157 176H159V175H157ZM128 178V180L130 179L129 177H133L131 180H136V181H130L129 180V184H128V181H127V179L125 180V178ZM177 177V176H176ZM18 178V177H17ZM157 178H159V177H157ZM173 178V177H172ZM14 179V178H13ZM120 179V180H119ZM121 179H123L122 180V182H119V181H121ZM169 179V180H170ZM174 179V178H173ZM30 180H31V183H30ZM34 180V181H33ZM119 180V181H118ZM172 180V179H171ZM258 180V179H257ZM7 181H9V182H7ZM18 181H20L22 184H20V185H18V184H16V183H18ZM36 181H40L38 184H36L35 185V183H37ZM165 181V180H164ZM163 181V182H164ZM173 181V180H172ZM16 182V183H15ZM120 184H119V183ZM152 182H154V180L152 181ZM175 182V184H176V182H179V181H174ZM174 182H171V183H174ZM257 182V181H256ZM259 182V181H258ZM257 182V184H259ZM261 182H262V180H261ZM169 183V181H168V179L166 180V182H165V184H166V190H168V192H169V197H171L170 196V194H175L177 191V193L176 194H178L179 193V190L178 189H176V187H174V188H171V187H173L174 185H170V183ZM180 183V185H182V184H184V182L181 184V182H179ZM179 183H177V184H179ZM27 184V185H28ZM254 184V183H253ZM256 184V183H255ZM18 185V187L19 188H16V186ZM32 185H29V189L28 190H26V189H24V187L21 189V190H19V191H22L23 189L24 190H26V191H29L30 189L31 190H34L33 188H31L32 187ZM63 185H68V188H69V190H68V188H66L67 190H65V189H63V188H65V186L62 188V186ZM122 185V186H121ZM149 185V184H148ZM152 185V184H151ZM155 185V184H154ZM179 185V186H180ZM35 186V187H34ZM39 186H38V189H39ZM70 186V187H69ZM104 186V187H103ZM177 186V185H176ZM179 186H177V187H179ZM246 186V185H245ZM257 186V185H256ZM260 186V185H259ZM15 187V188H14ZM28 187V186H27ZM87 188L86 190L87 191H90V193L92 194V195H89L88 193H86V190H84V188ZM123 187H125V185L123 186ZM141 187L143 188V190L141 189ZM148 187V186H147ZM169 187V188H168ZM181 187V186H180ZM184 187V186H183ZM183 187H181V188H179V189H182ZM261 187L263 188L264 187V184H263V186L261 185ZM35 188V189H36ZM43 188V187H42ZM13 189H17L15 192L14 191H12ZM44 189V190H45ZM142 190V192H144V194L143 193H141V190ZM172 189H175L176 190V192L174 191V190H172ZM244 189V188H243ZM30 190V191H31ZM37 190V189H36ZM43 190V189H42ZM41 191L40 189H39V192L41 191V193L42 192H48V190L46 189V191ZM50 191H51V193H52V190H51V188L49 189ZM78 190H81V193H79V191ZM136 190H140V193L137 191L136 192ZM183 190V189H182ZM187 190V189H186ZM233 190V189H232ZM245 190H246V187H245ZM251 190H252V188H251ZM11 191H12V194H13V192H14V194L12 195L11 194ZM26 191H23V192H26ZM175 193H174V192ZM260 191V190H259ZM22 192V193H23ZM34 192V193H33ZM32 193L33 194H36L35 196L36 197H34V196H31L29 199H27V197H29V196H27V197H24V198H22V199H20L19 200V198L17 197V196H14V198H18L17 200H19V202L18 203H21L20 205L22 206V202H24V200H26L27 202L26 203H28V206H27V204H24V205H26L27 207H29L31 210H32V212L30 213V215H32V217L30 216V215H28V216H30L31 218H33V219H31V220H35V217L36 216H43V218H44V216L47 218V216H46V214H45V211L47 212L48 210V208L50 207H53V204H52V202H51V204H50V201L52 200V199H56V197H58L59 195H57L56 197L55 196H52V195H50V196H52V197H54V198H52V197H50V198H52V199H50L49 198V196H48V193H46V195H43V194H45V193H42V195H41V193H38L37 191H33ZM36 192V193H35ZM52 193L53 195H56L55 193ZM122 192V191H121ZM10 193V194H9ZM19 193V192H18ZM37 193L39 194V195H37ZM50 192H49V194H51ZM72 193V192H71ZM101 193V194H102ZM112 193V192H111ZM117 193V192H116ZM115 193V194H116ZM147 193V194H146ZM182 193H183V191H182ZM232 195L230 196V194H229V196H230V202L228 201V203L230 204V205H232L234 202H235V197L233 196V193L232 192H230ZM235 193H236V191H235ZM17 194V193H16ZM19 194H21V193H19ZM24 194V193H23ZM22 194V195H23ZM28 193L26 192V195H27ZM31 193L29 192V195H30ZM114 194V193H113ZM141 194V195H140ZM175 194V195H176ZM248 194V193H247ZM8 195H10V197L12 196V198H8ZM22 195H20L19 197L21 198V196ZM32 195V194H31ZM98 195H100V194H98ZM103 195V194H102ZM119 195H120V193H119ZM142 195H143V197H142ZM145 195V196H144ZM162 194H160V192H159V196H161ZM243 195V194H242ZM249 195V194H248ZM253 195V194H252ZM259 195H263L262 194V192H261V194L259 193ZM24 196V195H23ZM22 196V197H23ZM68 196V197H69ZM72 196H71V199H72ZM101 196V195H100ZM111 196H112V194H111ZM116 196H118V195H116ZM123 196V195H122ZM179 196V195H178ZM181 196V195H180ZM247 196V195H246ZM97 197V196H96ZM130 197V196H129ZM251 197V196H250ZM101 198H103V197H101ZM101 198H98L99 200L101 199ZM262 197H260V199H261ZM264 198V197H263ZM97 199V200H98ZM105 199V198H104ZM130 199V198H129ZM170 199V198H169ZM177 199V198H176ZM22 200V201H21ZM57 200V202H58V198L56 199ZM59 200V201H60ZM102 200V199H101ZM7 201V202H6ZM70 201V200H69ZM160 202H161V198H160V200H159ZM181 201H183V199L181 200ZM12 202H10L9 201V205L10 206H7V208L6 207H4L3 205V207L4 208H2V209H0V226L2 227V226H4V228L3 229H7L8 231H10V233L13 231V229L12 228H14L15 226L18 228L19 226H20V224H24V223H26V224H24V225H26V226H24L23 225V227H21V228H24V227H29L28 226V223L31 221V220H29V222L27 221V219L25 218V216H24V209H23V206H22V210H23V213H22V211H21V213L18 211V210H16L17 208L14 206V205H11L10 203H12ZM16 202V201H15ZM14 202V204L16 205V203ZM55 201L53 200V203H54ZM57 202L56 203H54V206H55V204H56V206L58 205L57 204ZM100 202H102V201H100ZM184 202V201H183ZM182 202V203H183ZM189 202V201H188ZM18 203H17V205H18ZM213 203V202H212ZM65 204H66V202H65ZM229 204H228V206H229ZM60 205V204H59ZM59 205L57 206V207H59ZM127 205V204H126ZM216 205V204H215ZM227 205V204H226ZM234 205V204H233ZM262 205V204H261ZM1 206V207H2ZM61 206H64V205H61ZM133 206H135V207H137L135 204L134 205H132V207ZM180 205H178V207H179ZM264 206V205H263ZM17 207H19V206H17ZM27 207H26V211H27ZM57 207H53L54 209H56V210H58L57 209ZM89 207H91V208H89ZM130 207V206H129ZM129 207H128V211H130L129 210ZM174 207H175V205H174ZM214 206H212V208H213ZM216 207H218V205L216 206ZM261 207V206H260ZM6 208V209H5ZM29 208H28V210H29ZM50 208H49V210H50ZM60 209H61V207H59ZM187 208V207H186ZM230 209H232V207L230 206L229 207ZM262 208V207H261ZM19 209V208H18ZM131 209V208H130ZM135 209V208H134ZM162 209L163 208H160V211L159 212H157V213H159L158 214V216H157V213H155L154 215L151 213V215H150V213L148 214V212H147V214H148V216L147 217H149L150 218V220H151V218L152 217H155L156 219H157V217H159V218H161L162 216H165L162 212ZM197 209V208H196ZM219 209V208H218ZM229 209V210H230ZM20 210H21V207H20ZM164 210V209H163ZM261 210V209H260ZM55 211V210H54ZM59 211V214H60V211L61 210H58ZM152 211V212H153ZM162 211V212H161ZM165 211V210H164ZM188 211V210H187ZM215 211V210H214ZM50 211H48V213H49ZM63 212H61V215L63 216H65V214H63ZM134 212V211H133ZM168 212V211H167ZM167 212H165V213H167ZM263 212H264V210H263ZM27 214H28V211L26 212ZM33 213V214H32ZM154 213V212H153ZM161 213L163 214V215H161ZM212 213V212H211ZM248 213H249V211H248ZM247 213V214H248ZM26 214V215H27ZM52 215L53 214H55V215H51L50 216V214L48 215V217H49V219H48V221H52V222H54L53 221V219L52 220H50L51 219V217H57L56 215H58V213L55 211L54 213H51ZM83 214V215H82ZM228 214V213H227ZM230 214V213H229ZM251 215V214H250ZM261 215V214H260ZM35 216V217H34ZM59 216V215H58ZM63 216V218H62V221L64 220L65 221V218L66 217H68V216H66V217H64ZM134 216H136V217H133L132 219H134V218H138V215L136 214V215H134ZM203 216H205V215H203ZM252 216V215H251ZM263 216V215H262ZM261 216V217H262ZM27 217V216H26ZM59 217H61V216H59ZM58 217V218H59ZM87 217V216H86ZM85 217V219H87ZM141 217H139L140 218V221H141V219L142 220H144V218H141ZM146 217V218H147ZM201 217V216H200ZM28 218V217H27ZM79 218V219H80ZM117 218V217H116ZM148 218V219H149ZM162 218H164V217H162ZM161 218V219H162ZM248 218H250V217H248ZM26 219V220H25ZM36 219H38V217L36 218ZM39 219H40V226H38V225H35L34 223H29V224H31V225H35V226H38V227H40V228H38V232L40 231V229L42 228L41 227V225H43L42 223H41V217H39ZM55 219H57V218H55ZM94 219V218H93ZM92 219V220H93ZM99 219H103V218H99ZM99 219H96V221L97 220H99ZM214 219V218H213ZM252 219V218H251ZM46 219H44V222H46V223H50V222H47V221H45ZM58 220H60V219H57V222H58ZM83 220V219H82ZM91 220V219H90ZM91 220V221H92ZM149 220V221H150ZM243 220H245L244 218H243ZM247 220V219H246ZM256 220V219H255ZM36 221H38V223H39V220H36ZM35 221V222H36ZM71 221V220H70ZM74 221V222H75ZM81 221V220H80ZM84 221V220H83ZM85 221H87L88 222V220H85ZM101 221H103V220H99V221H97V222H99V223H97V224H100V222ZM117 221H118V219H117ZM151 221H154V219L153 220H151ZM257 221V220H256ZM23 222V223H22ZM33 222V221H32ZM43 222V221H42ZM56 222V221H55ZM73 222V221H72ZM92 222H94V221H92ZM116 222V221H115ZM129 222V221H128ZM158 222V221H157ZM262 222H263V219H262ZM37 223V222H36ZM45 223V224H46ZM78 223H80V222H77V224ZM84 223V222H83ZM89 223H91L90 221H89ZM112 223H114V222H112ZM52 223H50V225H51ZM55 224V223H54ZM57 224V223H56ZM61 224H63L62 222H61ZM64 224H67V223H65L64 222ZM64 224L62 225L63 227H64ZM70 225L72 224V223H69ZM76 224V223H75ZM93 224H96V222H94ZM96 224V225H97ZM131 224H135V223H131ZM151 223H149V225H150ZM261 224V223H260ZM17 225H19V226H17ZM47 225L48 224H46L45 226L47 227ZM73 225V224H72ZM88 224L86 223V226H87ZM90 225V224H89ZM88 225V226H89ZM230 225V224H229ZM245 225V224H244ZM6 226V227H5ZM61 225H59V228H61V230L58 228V225L57 226H55V227H57L58 228V232L55 230L56 228H54L53 226V228H54V230H53V228H51L50 227V229L51 230H53V231H49L50 229H49V226L47 227L48 228V232H46L45 233V235H49V237H50V234H49V232L51 233V234H54L55 235V233H56V235L55 236H51V237H53V239L55 240V239H62V237H60V236H64V235H62V234H64V233H66L65 232V230L63 231L62 229H63V227H62ZM127 226H130V225H127ZM152 226H153V224H152ZM207 226V225H206ZM212 226V225H211ZM210 226V227H211ZM214 226H216V225H214ZM212 227V228H215V227ZM262 226V225H261ZM0 227V228H1ZM15 227V230H17V228ZM44 227V226H43ZM46 227H45V229H42L40 232L43 234V232L42 231H44V230H46ZM65 227H66V225H65ZM67 227H68V225H67ZM79 228V226H76V227H74L73 226V228L72 227H70V230L72 231V230H74V228H76V230H74V231H78L77 229ZM82 227H84V226H82ZM131 227V226H130ZM129 227V228H130ZM147 227H148V225H147ZM151 226H149V228H150ZM218 227V226H217ZM263 227V226H262ZM36 228V227H35ZM72 228V229H71ZM86 228V227H85ZM125 228H127V227H125ZM165 228V227H164ZM164 228H163V230H164ZM174 228V227H173ZM229 228V227H228ZM3 229H1L2 231L1 232H3V231H5V230H3ZM10 229H12V231L10 230ZM27 229V228H26ZM32 230H34V226H33V228H31ZM30 228L29 229H27V231L28 230H31ZM37 229V228H36ZM35 229V231L37 232V230ZM65 229V228H64ZM81 229V228H80ZM132 229V228H131ZM203 229V228H202ZM19 230H21L22 231V229H19ZM31 230V231H32ZM66 230H68V228L66 229ZM69 230V231H70ZM126 230V229H125ZM135 230V229H134ZM198 230V229H197ZM204 230V229H203ZM232 230V229H231ZM35 231H33V232H35ZM59 231L62 233V231L64 232V233H62V234H60L59 233ZM70 231V232H71ZM81 232H82V234H84V238H79L81 241H84V240H86V236H89V234L86 232V231H84L85 233H83V231H82V229L80 230ZM181 231V230H180ZM229 231H230V229H229ZM261 231V230H260ZM14 232V231H13ZM23 233H24V229H23V231H22ZM22 232H20L19 231V235L22 233ZM29 232V231H28ZM27 232V233H28ZM32 232V234H34V235H36L35 233H33ZM37 232V233H38ZM54 232V233H53ZM79 232V231H78ZM120 232V231H119ZM122 232V231H121ZM123 232H124V230H123ZM128 232V231H127ZM208 232V231H207ZM212 232V231H211ZM262 232V231H261ZM5 233H7V232H4V233H2L1 235H3V234H5ZM17 233V231H15V234L14 235H12V236H18V234H16ZM27 233H24V234H26V236H27ZM48 233V234H47ZM59 233V234H58ZM69 233V232H68ZM88 235H87V234ZM175 233V232H174ZM196 233V232H195ZM226 233H227V231H226ZM264 233V232H263ZM12 234V233H11ZM11 234H10V236H9V238L12 240L13 238H12V236H11ZM23 234V235H24ZM28 234H30V232L28 233ZM42 234H41V237H39V238H42V237H44L45 238V236H42ZM57 234H58V236L60 237H57ZM100 234H102V232H100ZM100 234H98V236L100 235ZM121 234V233H120ZM199 234V233H198ZM22 235V234H21ZM44 235V234H43ZM66 235H68L67 233H66ZM65 235V236H66ZM79 235H81L80 234V232H79ZM97 235V234H96ZM103 235V234H102ZM5 236V235H4ZM37 237L38 236H40V235H36ZM77 236V235H76ZM98 236H96L97 238H99ZM204 236V235H203ZM3 237V236H2ZM6 237V236H5ZM8 237V236H7ZM6 237V238H7ZM19 238H20V240H19V238L17 239V240H19L20 242L22 241L21 239H23L24 238V240H26V237H23V238H21L22 236H18ZM47 237V236H46ZM55 237V238H54ZM57 237V238H56ZM74 237V236H73ZM79 237H81V236H79ZM83 237V236H82ZM118 237V236H117ZM250 237V236H249ZM263 238H264V236H262ZM262 237H261V239H262ZM4 238V237H3ZM5 238V239H6ZM44 238H42L43 240H46V238L44 239ZM65 238H67V237H64V239ZM89 238H90V236H89ZM119 238V237H118ZM123 238V237H122ZM176 238V237H175ZM199 238V237H198ZM226 238V237H225ZM257 238H260V237H257ZM60 239V240H61ZM200 239V238H199ZM223 239V238H222ZM221 239V240H222ZM227 239H230L229 237L227 238ZM247 239H248V237H247ZM0 240H2V239H0ZM9 240V239H8ZM16 240V238H14L13 239V241H15ZM16 240V241H17ZM23 240V241H24ZM49 240V239H48ZM97 240V239H96ZM197 240V239H196ZM257 240V239H256ZM263 240V239H262ZM10 241V240H9ZM12 241V242H13ZM15 241V242H16ZM22 241V242H23ZM50 241H51V238H50ZM64 240H61L60 242H63ZM80 241V242H81ZM93 242H94V240H92ZM92 241L89 239V242L87 241L86 243H90L89 244V246H91V247H89V250H87V248H86V250L83 248V249H81L80 250V252H79V250H75V251H77L78 253H80V255L82 254V252L83 253H86V252H89V255H90V253H93L95 250V248H96V246L98 247V245L99 246H103V245H101L100 243L97 245V244H95V243H97V241L94 243V246H95V248L93 249L92 247H93V244H91L92 243ZM100 241V240H99ZM140 241V240H139ZM151 241H153V239H151ZM169 241V240H168ZM176 241V240H175ZM198 241V240H197ZM196 241V242H197ZM223 241H225V240H223ZM227 241V240H226ZM243 241V240H242ZM4 242H6V245H9V243L11 242H9L8 244H7V241H4ZM12 242H11V244L10 245H13L12 244ZM19 242V243H20ZM20 243V245H18L17 243H16V245H18V247L19 246H21V244H23V243ZM65 243L67 242V239H65V241H64ZM63 242V243H64ZM80 242H78V243H80ZM124 242H126V241H124ZM134 242V241H133ZM132 242V243H133ZM154 242V241H153ZM199 242V241H198ZM198 242H197V244H198ZM222 242V241H221ZM246 242V241H245ZM247 242H249L248 240H247ZM246 242V243H247ZM258 242V241H257ZM259 242H261V241H259ZM263 242V241H262ZM261 242V243H262ZM1 243L3 244V242L1 241ZM64 243V244H65ZM76 243V242H75ZM85 243V241L84 242H82V243H80L83 247L85 246L84 244H86ZM127 243V242H126ZM176 243H178L179 244V242L178 241H176ZM254 243V242H253ZM1 244V245H2ZM24 244H25V242H24ZM78 245L76 248H78V249H80L79 248V246L82 248V246L81 245ZM140 244V243H139ZM151 244H153V245H155L154 243H151ZM173 244V243H172ZM196 244V245H197ZM218 244V243H217ZM220 244V243H219ZM222 244V243H221ZM220 244V245H221ZM252 244V243H251ZM1 245H0V247H1ZM3 245H5V244H3ZM15 244L13 245V246H9V248H13V247H15L16 246ZM66 245V244H65ZM88 245V244H87ZM157 245V244H156ZM175 245V244H174ZM245 245V244H244ZM247 245V244H246ZM249 245V244H248ZM106 246V245H105ZM129 246H130V243H129ZM169 245H166V242H165V244H161V245H159V247H158V249H157V247L155 248L154 246H153V248L154 249H156V251L155 252H153V253H159L160 251L161 252H164L165 250L167 251V247H168ZM180 246V245H179ZM179 246H177V247H179ZM217 247H218V245H216ZM257 246V245H256ZM259 246H261L262 247V245H259ZM17 247V246H16ZM17 247V248H18ZM88 247V246H87ZM137 247H139V246H137ZM150 247H152V245L150 246ZM171 247V246H170ZM213 247V246H212ZM260 247V248H261ZM101 248V247H100ZM152 248V249H153ZM174 248H175V246L172 248L171 247V251H170V249H169V251L170 252H167V254H166V256H172V253H173V251L172 250H174ZM19 249H21V248H19ZM66 249H68V248H66ZM130 249V248H129ZM145 249V248H144ZM143 249V250H144ZM209 249V248H208ZM140 250H142L141 248H140ZM96 251H98L100 254H102V251H103V249H102V251L98 248V249H96ZM95 251V253H97ZM151 251H153V250H151ZM180 251H181V249H180ZM1 252V251H0ZM4 252V251H3ZM6 252V251H5ZM37 252V251H36ZM35 252V253H36ZM198 252V251H197ZM196 252V253H197ZM55 253H57V251L55 252ZM78 253H76V254H78ZM152 253V254H153ZM218 253H220L219 251H218ZM23 254V253H22ZM22 254H20L19 253V255L18 256H22ZM28 253H26V254H24V255H27ZM38 254H39V252H38ZM37 254V255H38ZM87 254V253H86ZM98 254V253H97ZM154 254V256H156ZM160 254V253H159ZM158 254V255H159ZM176 254H177V252H176ZM224 254V253H223ZM262 254V255H261ZM261 254H259V255H261L262 257H264V253L263 252H261ZM16 255V254H15ZM29 256H27L26 258H27V260L29 259H31V258H29L30 257V254H28ZM31 255H33L32 253H31ZM37 255H33V257H32V261H35L34 260V257L36 258L37 257ZM40 256H42L41 255V253L39 254ZM38 255V256H39ZM95 255V254H94ZM99 255V254H98ZM175 255V254H174ZM40 256L38 257V260L40 259ZM139 256V255H138ZM153 256V257H154ZM179 256V255H178ZM199 256V255H198ZM260 256V258L262 259V257ZM10 257V256H9ZM12 257H17V256H11L10 258L12 259ZM77 257V256H76ZM82 257H85V256H81V259H82ZM111 257V256H110ZM176 257V256H175ZM251 257V256H250ZM6 259H5V261L7 260V257H5ZM10 258L8 259L9 261H10ZM18 258V257H17ZM20 259H21V261L24 259L23 258V256H22V258L21 257H19ZM45 258V257H44ZM75 258V257H74ZM73 258V259H74ZM78 258H79V255H78ZM88 258H90V257H88ZM179 258V257H178ZM192 258L194 259V257L192 256ZM19 259V260H20ZM37 259V258H36ZM73 259H71L72 260V263H73ZM141 259V258H140ZM192 259V260H193ZM197 259H198V257H197ZM200 259V258H199ZM198 259V260H199ZM228 259V258H227ZM253 259H255V258H253ZM15 260V259H14ZM14 260H12V262H20V263H17V264H22L23 262H21V261H18V259H17V261H14ZM24 260H26V259H24ZM23 260V261H24ZM38 260H36V261H38ZM75 260H77V259H75ZM74 260V261H75ZM80 260V259H79ZM191 260V259H190ZM225 260H226V258H225ZM4 261V262H5ZM83 261V260H82ZM81 261V262H82ZM85 261V260H84ZM89 261V260H88ZM203 261V260H202ZM228 261H229V259H228ZM260 261V260H259ZM4 262H0L1 264H3ZM8 262V261H7ZM11 262V263H12ZM77 262L78 261H76V264H77ZM80 262V263H81ZM176 262V261H175ZM179 262V261H178ZM207 262V261H206ZM224 262V261H223ZM238 262V261H237ZM252 262V261H251ZM257 262V261H256ZM263 262V261H262ZM9 264H10V262H8ZM14 263V264H15ZM24 263H26V261H24ZM71 263V264H72ZM80 263H78V264H80ZM196 262H195V259H194V261L192 262V263H190V264H195ZM245 263V262H244ZM5 264V263H4ZM73 264H75V263H73ZM82 264V263H81ZM97 264V263H96ZM152 264H161V262L159 261V259L158 258H154V260H153V262H152ZM173 264V263H172ZM201 264H204V263H201ZM227 264V263H226Z\"/></svg>",
  "mask_w": 264,
  "mask_h": 264
}]
</instances>
